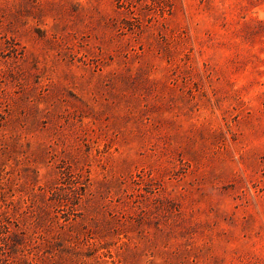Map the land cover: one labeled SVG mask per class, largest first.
Returning <instances> with one entry per match:
<instances>
[{"label": "rangeland", "instance_id": "1", "mask_svg": "<svg viewBox=\"0 0 264 264\" xmlns=\"http://www.w3.org/2000/svg\"><path fill=\"white\" fill-rule=\"evenodd\" d=\"M0 264H264V0H0Z\"/></svg>", "mask_w": 264, "mask_h": 264}]
</instances>
